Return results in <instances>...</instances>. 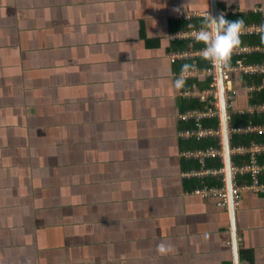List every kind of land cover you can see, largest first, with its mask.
Segmentation results:
<instances>
[{
    "label": "crops",
    "instance_id": "0c3cea01",
    "mask_svg": "<svg viewBox=\"0 0 264 264\" xmlns=\"http://www.w3.org/2000/svg\"><path fill=\"white\" fill-rule=\"evenodd\" d=\"M215 2L217 15L258 27L238 46L263 62L264 0ZM208 11L211 0H0V264H264V192L222 208L193 194L219 176H184L226 168L224 149L207 165L185 157L219 148L189 149L198 141L179 135L193 128L178 116L198 109L182 96L195 84L176 89L169 61L179 18ZM262 75H233L232 114H255L239 126L263 131L228 137L229 149L264 148V111L236 114L264 107ZM244 84L260 87L259 103ZM250 135L259 141L231 143Z\"/></svg>",
    "mask_w": 264,
    "mask_h": 264
},
{
    "label": "built area",
    "instance_id": "2783aa9c",
    "mask_svg": "<svg viewBox=\"0 0 264 264\" xmlns=\"http://www.w3.org/2000/svg\"><path fill=\"white\" fill-rule=\"evenodd\" d=\"M225 16V13H223ZM202 18L197 13L186 14L179 18V20L190 21L195 18ZM198 29L193 27H188L184 31H178L177 33L170 35V40L172 42L183 40V39H195V32ZM258 27L254 25L248 26L243 25L240 30L239 36L250 35L255 33ZM202 50H191L183 49L175 51L169 55V61L171 64L177 61L191 60L193 65L196 64L197 58H202ZM255 48L249 46H237L231 55L237 57L233 64H228L227 67H221V80L223 86V102L225 108V120L227 126V136L230 138L237 134H247V133H261L263 131L262 127L254 125L245 126H234L231 122V114L234 107V101L238 94L239 89L235 85L234 74H238L239 78L242 80L243 76L261 75L264 74V61L261 63L246 64L244 63L243 56L250 55L253 53ZM204 76L206 79L210 80V85L207 88L200 89L195 85L190 91L182 93L184 97H191L202 104L201 109H193L184 114H180L178 118L182 121H193V128L183 130L180 132V136L184 139H196L197 141L206 137H216L217 145L219 150L206 149L199 151L186 152L184 155L187 158L197 159L200 164H204V161L208 157H214L216 155H222L220 150L224 149L223 131H222V114H221V103H220V84L218 75V66L211 61L208 62V66L202 69L192 68L186 73L180 71L177 73V77L183 76V78H193L198 76ZM240 89L246 93H252L254 91H259L260 87L252 85H241ZM264 111L263 106H251L246 111H237L236 114H254ZM205 119H215L218 123L216 128L204 127L202 121ZM263 147L252 143L249 146H237L229 149V153L238 156H247L248 161L241 165H237L233 162H229V178L227 177V170L225 167L220 169H206L201 171H193L184 174L186 177H199L203 175L219 176L221 178L220 184L210 187H202L193 190V194L201 198H214L218 200V204L222 208H226L230 205H237L241 199L242 192L245 190H250L253 192L262 193L264 192V184L259 181V176L264 173V165H261L257 161V155L263 151ZM250 176V183L246 185H240L238 182L239 177L244 175ZM243 264H248L244 262Z\"/></svg>",
    "mask_w": 264,
    "mask_h": 264
},
{
    "label": "trees",
    "instance_id": "16d2710c",
    "mask_svg": "<svg viewBox=\"0 0 264 264\" xmlns=\"http://www.w3.org/2000/svg\"><path fill=\"white\" fill-rule=\"evenodd\" d=\"M227 19V18H226ZM229 20V19H227ZM232 21V20H229ZM203 22V19H192L189 22H184L182 23V25L179 27V31H184L186 29H188L189 25H191L194 29H198L200 28L201 24ZM241 38V37H240ZM174 45H172V50L177 51V50H183V49H188L190 48L191 50H201L204 48V45L202 43L197 42L195 39H186V40H180V41H175L173 42ZM244 58V63L246 64H250V62H257L258 60L261 61L262 59H260L259 55L253 54V55H247V56H243ZM237 59V57H234L233 55H231L229 64H233L234 61ZM196 64L193 65L192 61L189 60H183V61H177L174 64H176V72H179L182 70L184 65H189L191 66L190 69L192 68H198V69H202L208 66V60H205L203 58H197L196 60ZM244 81L249 84V83H253L254 85H259L261 83V80L263 79V75L262 76H257V75H252V76H243ZM195 84L196 87L203 89V88H207L210 85V80L209 79H205V81L201 82L198 79H189V80H184V89H190L192 84ZM263 93V91L261 90L260 93H252V99L251 102L252 103H259L260 102V97L261 94ZM195 107L197 106L198 108H202L203 105L198 103L197 101H195ZM257 121H259L258 117L254 115L252 116H247V115H243L242 117H237L234 114H231V122L234 126H239V125H244V124H255L257 123ZM202 124L204 127H211V128H216L218 123L215 119H205L202 121ZM250 139H253L255 142L258 140L257 137L254 136H244V137H233L231 140L232 145L234 144H243V145H247L250 141ZM259 141V140H258ZM189 149H206L209 147H216L217 143L213 140V139H201V141L199 140L198 142L194 141V140H189ZM246 161V160H245ZM237 163V162H235ZM239 163V162H238ZM237 163V164H238ZM205 165H207V162L205 161ZM219 185V184H217ZM215 186V185H214Z\"/></svg>",
    "mask_w": 264,
    "mask_h": 264
},
{
    "label": "clouds",
    "instance_id": "9594fccd",
    "mask_svg": "<svg viewBox=\"0 0 264 264\" xmlns=\"http://www.w3.org/2000/svg\"><path fill=\"white\" fill-rule=\"evenodd\" d=\"M190 27L192 26L190 25ZM242 28V20L229 21L225 18L223 13L213 16L209 13V11L206 12L200 29L195 32V40L204 45L202 58L211 61L217 66L227 67L232 52L240 43L239 33ZM190 67L191 66L189 65H184L182 73L188 72ZM183 85V76L177 78L174 82V87L176 89L182 88ZM170 249L171 246L166 245L165 243L157 245V251L160 253H166L167 251H170Z\"/></svg>",
    "mask_w": 264,
    "mask_h": 264
},
{
    "label": "water",
    "instance_id": "95a60500",
    "mask_svg": "<svg viewBox=\"0 0 264 264\" xmlns=\"http://www.w3.org/2000/svg\"><path fill=\"white\" fill-rule=\"evenodd\" d=\"M212 4V15L217 16V6L215 0H211ZM218 75H219V84H220V103H221V114H222V131H223V140H224V152H225V166L227 170V177L229 178V145H228V136H227V126H226V120H225V108H224V102H223V86H222V80H221V66H218ZM231 204V203H230Z\"/></svg>",
    "mask_w": 264,
    "mask_h": 264
}]
</instances>
